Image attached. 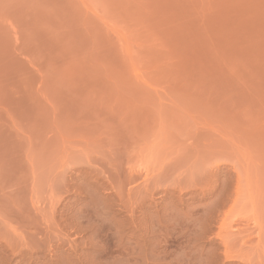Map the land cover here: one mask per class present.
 <instances>
[{"label": "rangeland", "instance_id": "374dc122", "mask_svg": "<svg viewBox=\"0 0 264 264\" xmlns=\"http://www.w3.org/2000/svg\"><path fill=\"white\" fill-rule=\"evenodd\" d=\"M0 264H264V0H0Z\"/></svg>", "mask_w": 264, "mask_h": 264}]
</instances>
